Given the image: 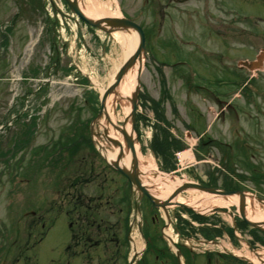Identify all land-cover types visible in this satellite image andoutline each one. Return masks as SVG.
<instances>
[{
	"label": "rangeland",
	"instance_id": "1",
	"mask_svg": "<svg viewBox=\"0 0 264 264\" xmlns=\"http://www.w3.org/2000/svg\"><path fill=\"white\" fill-rule=\"evenodd\" d=\"M74 2L0 0V151L6 150L0 152V264H173L178 258L182 264L184 258L179 257L177 234L172 228L174 219L169 222L176 214V229L185 227L180 216L182 207L175 204L165 215L146 195L141 196L138 206L140 196L124 195V189L129 191L131 186L105 161L109 159L104 151H116L104 132L105 121L101 120L105 114L98 124L91 121L102 110L101 89L112 86L125 63V52L119 37L77 20L70 7ZM91 2L106 12L119 9L122 15L116 16L118 19L135 17L144 30L146 47L139 77L142 89L140 106L135 109V128L143 142L141 162L152 160L159 170L178 169L173 154L167 161L158 157L155 148H149L150 135V142H156V135L146 134L148 129L142 130L140 122L143 119L158 131L159 119L154 118V112L157 115L160 110L155 104L159 90L154 84L159 82V76L153 70H170L174 75V69L183 72V77L199 83L197 87L202 91L179 86V77L172 75L170 89L176 93L173 102L162 107L166 126L171 124L168 131L173 128L179 135L170 143L182 148L193 146L196 156L185 171L175 175H185L195 183H222L229 189L246 191L248 196L244 210H239L236 195L220 193L223 204L213 210L207 212L189 205L183 209L220 223L221 243L231 245L234 255L239 252L252 260H264L260 244L264 242V220L258 223L245 215L246 206L253 202L264 209V68L252 72L254 77L248 80L247 89L238 87L247 84L249 78V72L241 69L238 62L254 59L264 50V0H192L172 3L174 8L167 5V0H82L80 4L85 9ZM143 7L144 13H140ZM159 11H165L164 22L158 18ZM53 19L59 24L55 39ZM120 32L138 36L133 29ZM56 55L60 63L52 67ZM183 60L186 65L180 66ZM172 62L179 66L172 68ZM231 74H237L236 87L220 83L231 80ZM254 85L259 92L252 91ZM227 89L239 91H231L228 99L232 106L220 116L222 109L214 106L212 95L218 97L221 90ZM111 96L108 114L115 116L116 127L132 124V106L126 114L123 100L115 93ZM143 97L148 99L145 106H141ZM51 99L57 101L56 107L45 112V103ZM211 107L216 112L209 111ZM29 115L38 118L39 125L33 126L35 132L17 150V138L24 139L32 130ZM180 115L194 131L179 123ZM207 120L214 124L209 125ZM23 126L28 127L25 134L21 133ZM80 132L88 140L90 134L93 143H105L104 147L98 150L91 144V148L88 141L72 156ZM197 132L204 136L203 140H217L198 147L202 142H198L201 136ZM218 139L227 143L221 146L224 152L216 151ZM236 140L242 149L232 153L237 148ZM243 141L249 147L243 148ZM54 142H60L59 151H51ZM40 147L47 154L40 153ZM125 158L123 155L121 159ZM183 197L189 199L188 194ZM188 216L192 218L190 213ZM236 222L240 230L232 235L229 230ZM198 245L204 248V244L196 242L183 244L187 248Z\"/></svg>",
	"mask_w": 264,
	"mask_h": 264
},
{
	"label": "bare ground",
	"instance_id": "2",
	"mask_svg": "<svg viewBox=\"0 0 264 264\" xmlns=\"http://www.w3.org/2000/svg\"><path fill=\"white\" fill-rule=\"evenodd\" d=\"M82 0H78L80 2ZM81 7V4L78 3ZM83 13L89 17L93 18L95 20H98L99 18H103L105 16L110 17H116L121 16V12L118 9L115 12H106L103 10L101 6L96 5L95 3L91 2L89 5L86 6L85 9L82 8ZM106 25V24H104ZM115 37H119L120 44L122 45L123 51L125 52L124 60L126 61L136 50L138 45V36L135 34L127 35L126 33H115ZM138 63L133 67V69L128 73L127 77H125L124 82L121 83L117 89V96L118 98L122 99L124 102V110L125 113L128 114L131 111V99L133 96V92L136 89L137 86V68ZM101 93L104 94L105 90L104 88L101 89ZM112 102V96H109L107 98V108H109L110 103ZM115 116L111 112L110 114V124L107 126L108 134L110 136V139L115 140V142H119L116 145V151L109 152L104 151L103 153L107 155L108 159L110 161H115L118 156L119 148L124 146L123 136L119 134V132L116 130L118 129L115 121ZM116 128V129H114ZM124 130L129 134L131 132V124L127 123L124 127ZM133 136V134H132ZM134 141V136H133ZM110 141V140H109ZM103 144V143H102ZM105 143L103 144V146ZM135 155L137 157L138 162H141V154L139 151V147L135 145L134 147ZM132 152L129 151L126 154V158L121 160V166L126 169V171L132 172ZM181 160L182 163H186V161L191 162L194 160V156L192 154V149L187 150L184 153L181 154ZM151 163H146L145 161H142L139 165L141 174H144V176L140 175L142 185L149 190V192L152 195H155V197L159 198L160 200H166V199H172L170 203L166 205L164 209H168L170 207H174L175 204H186L195 208H200L201 210L208 211L213 206L216 205H222L223 202H221L223 199H221L222 196L213 193H205L200 192L198 189L194 188H185L179 193L178 195L174 196V192L177 188L180 187L182 184H192V181H189L186 176L183 175V177L176 176L175 178H172L170 174H164L162 172H159L157 166L155 163H153L152 160H149ZM142 165L145 167L142 168ZM134 188L136 189V186L134 185ZM184 194H188L189 199H185L183 197ZM217 199V200H214ZM236 199L239 202V197L236 195ZM211 203L210 206L209 203ZM248 202V198H247ZM256 202H253V205H248L246 208V215L247 218H251L254 221L261 222L264 220V209L259 208L257 205V208H255ZM202 206V208L200 207ZM239 253V252H238ZM261 261V260H260Z\"/></svg>",
	"mask_w": 264,
	"mask_h": 264
},
{
	"label": "water",
	"instance_id": "3",
	"mask_svg": "<svg viewBox=\"0 0 264 264\" xmlns=\"http://www.w3.org/2000/svg\"><path fill=\"white\" fill-rule=\"evenodd\" d=\"M70 7L71 9L78 14L79 16H81L87 23L91 24L92 26H96L99 29H102L104 31L108 32H115V31H121V29H133L138 33V37H139V42L137 45L136 50L134 51V53L125 61V63L122 65V67L120 68V70L118 71L116 77H115V81L113 82L112 86L103 94V98H102V110L100 111L99 115L97 118H100L102 116V114H105V118L107 121H109V116L108 113L106 112V103H107V98L112 94L115 93V95H117V88L119 87L121 81L123 80L124 76L129 72L130 69H132L137 63H138V68H137V86L135 91L132 93V99L131 101V106H132V112L129 116L132 124L134 123V115H135V109H136V105H137V97H138V92H139V75L141 72V68L143 65V57H144V51H145V42H144V35L142 30L138 27V25H136L135 23L131 22V21H127L125 19H105V20H92L89 19L88 17H86L78 8L77 3H70ZM106 24V25H104ZM97 121V120H95ZM120 132L123 134L124 138H125V149L126 151H131L132 152V164H133V170L132 172L130 171H126V169H124L120 163L115 162L112 163V165L118 169L119 171H121L130 181L132 188L134 189V185L136 186V190L139 192L140 196L143 195H147L157 207H162L165 208L166 205L170 204L172 199H166V200H159L157 197H155V195H152L149 190L147 188H145L141 182V173L139 170V166H138V160L137 157L135 155V150H134V146H133V140L131 138L130 135H128V133L124 130V129H119ZM117 143L113 142V146H116ZM120 153L119 156L120 158L123 157L124 152L122 151V147H120ZM198 188V189H202V190H207V191H212L210 189H205V188H201V186L196 185V184H184L183 186L177 188L174 192V196L178 195L183 189L185 188ZM243 209V207H241V210ZM244 210V209H243ZM244 213V212H243ZM244 216V215H243Z\"/></svg>",
	"mask_w": 264,
	"mask_h": 264
},
{
	"label": "flooded vegetation",
	"instance_id": "4",
	"mask_svg": "<svg viewBox=\"0 0 264 264\" xmlns=\"http://www.w3.org/2000/svg\"><path fill=\"white\" fill-rule=\"evenodd\" d=\"M167 1H168L167 5H170V7H171L172 3L177 4V2H179L180 4L181 3L184 4L186 2H191L192 0H167ZM158 6H159V3H158ZM172 7L174 8V4H172ZM155 9L153 10L154 16H155ZM165 15H166L165 11H159L158 18L159 19L160 18H166ZM220 108L222 109L220 116H224V111H225L224 105H221ZM220 150H222V149H220ZM154 217L155 216H153V218ZM153 218H152V220H153ZM151 246H153V245H151ZM165 248L167 249V246ZM179 252L182 255V257L184 258L183 264H241L240 262H238L237 260L233 259L230 256H227L224 254H219V253H214V252H207L204 255H197V254L191 253V251H189V250L187 251L186 249H182V248H180ZM178 260H179V258H178ZM178 260H176L173 264H179L180 261H178ZM144 264H149V263L147 261Z\"/></svg>",
	"mask_w": 264,
	"mask_h": 264
}]
</instances>
